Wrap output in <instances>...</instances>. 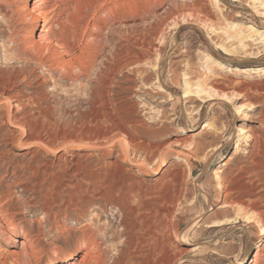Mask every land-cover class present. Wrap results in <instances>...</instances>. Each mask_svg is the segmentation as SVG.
I'll return each instance as SVG.
<instances>
[{
    "label": "rangeland",
    "instance_id": "374dc122",
    "mask_svg": "<svg viewBox=\"0 0 264 264\" xmlns=\"http://www.w3.org/2000/svg\"><path fill=\"white\" fill-rule=\"evenodd\" d=\"M97 1L116 10V24L101 33L106 54L119 40L141 61L121 66L94 99L89 82L83 90L35 64H11L0 16V254L25 240L21 264L252 261L264 226V169L255 163L264 145V42L240 40L250 24L264 35V18H253L263 0H209L211 29L191 18L187 0L82 4ZM6 101L18 127L4 115ZM90 252L99 260L87 261Z\"/></svg>",
    "mask_w": 264,
    "mask_h": 264
},
{
    "label": "bare ground",
    "instance_id": "6f19581e",
    "mask_svg": "<svg viewBox=\"0 0 264 264\" xmlns=\"http://www.w3.org/2000/svg\"><path fill=\"white\" fill-rule=\"evenodd\" d=\"M187 1H188L187 6L190 11L191 18L194 21L201 22V24H203L205 27L208 28L210 27V29L213 28L211 19L214 16V12L209 8V4L211 2L209 3V0H187ZM214 1L216 2L217 7L218 6L220 7V5L218 4L219 0H214ZM259 3L260 5H258V7L255 6L256 15H254L253 18L257 21V23L261 24L263 23L261 21V18H264V0ZM115 14H116V10L113 7L111 1L107 3H101L100 1L99 2L97 1L95 3L89 4L88 6H84L82 4V0H0V16L2 17L3 20L2 24L8 27L11 31L8 36L9 47L7 48L10 54V59L12 60L11 64L14 65L17 64L18 62L24 63L25 66H23L20 69V71L26 68L28 65L35 64L36 66L45 69L46 73L52 79H55L56 83L62 84L65 81L68 82L70 81L72 83V86L78 84L80 85L81 88H83V90L87 88L86 83L89 82L91 84L89 87L91 98L92 96L93 97L96 96L101 91L103 86L108 85L109 87V84L110 85L113 84L111 80L113 79V77H115L114 74L117 71H119L121 66L134 65L137 67V65H139L141 61L135 58L130 53V50H128L129 49L128 45L121 44L119 40H115L111 52H109V54H106L107 48L110 45L109 43L110 39L108 36H104L101 33L105 27H108L109 25L114 26L116 24ZM229 29H232V26H230ZM248 31H250L249 34H246L240 40L241 43L245 38L248 39V42L258 41V40H259L258 42L259 44L264 42V35L259 32V29L257 28L256 25L250 24ZM131 36L132 35L130 34L127 39L129 41V44L131 43L130 42L132 39ZM254 36L257 37L254 38ZM217 45H219L220 47V44ZM10 67L4 68L2 70V73L9 74V72L7 71L10 70ZM159 74L160 73H158V75ZM197 87L199 91L196 92L197 93L201 92L203 89L202 86L198 84ZM19 100H17L15 103V106L17 108L22 104L21 101ZM6 102L5 103H6L7 112L4 115L6 116L8 122L13 121L12 116L15 117V121H13V123L18 127V124L22 122L21 119L19 118V112L16 111V109L13 112V110H11V102L9 101ZM92 102L96 103L97 101L96 102L92 101ZM89 104L91 105V102ZM128 153L126 154V156H129ZM131 162L134 164L136 161L134 162L132 160ZM255 163L261 169H264V145L261 150V153H259V158L258 159L256 158ZM143 167L145 168V166ZM261 171L262 172H260L261 174L260 177L262 176L264 178V171L263 170ZM256 176H259V174ZM249 183L251 185H254V181L252 180L251 182H245L244 185H247ZM49 212H50V207L47 206L46 214H49ZM258 213L264 215L263 210H260ZM246 218H247L246 220L247 223H251L253 221L250 216H247ZM235 219L238 220V218ZM230 221L231 218L220 220L217 221L216 223L210 224L209 227L222 226L224 224L230 223ZM191 222H192L190 223L191 226L188 228V230L186 229L188 234L189 231L192 230L195 226L194 223L195 221H191ZM4 227L6 230H8L9 228H13V226L10 223L4 224ZM261 234L262 236L259 238L256 254L254 255L252 261L250 260V262H245L243 260H239L235 264H248V263L264 264V259L260 258V255L264 257V226L262 227ZM181 241L182 243H189V241H187L183 235ZM1 243L2 240L0 239V246L2 245ZM24 243L25 240L21 242L20 250H16L12 252L5 251L4 253L2 251L0 257L3 256L11 257L12 258L11 264H21V262L23 261L26 262L28 254H27V248L24 246L25 245ZM92 247L93 248L96 247L94 241L91 248ZM200 247H202V244L199 245V248ZM260 247L262 248L259 249ZM199 248H194V249L191 248L192 250L190 249L188 250L189 252L190 251L193 252L194 250H198ZM184 249L183 252H186L187 249L186 248ZM91 252L86 255L85 259H87V261H89L88 259L92 258L93 256L92 254L93 252L92 253ZM213 252L216 251L213 250ZM97 253L98 252H96L95 254ZM95 258L97 260L99 257L98 258L95 257ZM119 258H116L115 260L117 259L119 260ZM100 261L103 262V260L101 259ZM0 262L2 264L6 263V261H2L1 258H0ZM91 262L92 261H90L88 264H90Z\"/></svg>",
    "mask_w": 264,
    "mask_h": 264
}]
</instances>
